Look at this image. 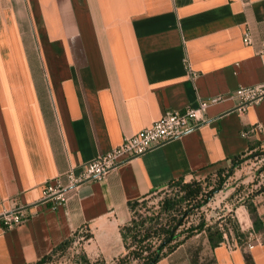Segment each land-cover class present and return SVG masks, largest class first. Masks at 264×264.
<instances>
[{
	"label": "crops",
	"instance_id": "crops-1",
	"mask_svg": "<svg viewBox=\"0 0 264 264\" xmlns=\"http://www.w3.org/2000/svg\"><path fill=\"white\" fill-rule=\"evenodd\" d=\"M263 40L264 0H0V216L31 212L11 228L0 220V264H30L82 232L89 259L112 261L125 252L129 200L264 143V97L244 112L226 98L205 122L81 184L65 203L41 202L48 180L164 112L264 82ZM253 204L258 230L244 205L229 214L251 248L235 236L212 245L201 231L155 264H264V191Z\"/></svg>",
	"mask_w": 264,
	"mask_h": 264
},
{
	"label": "trees",
	"instance_id": "trees-1",
	"mask_svg": "<svg viewBox=\"0 0 264 264\" xmlns=\"http://www.w3.org/2000/svg\"><path fill=\"white\" fill-rule=\"evenodd\" d=\"M264 143L250 145L248 150L229 159L228 169L219 168L217 170L218 179L216 186L210 189L205 188L199 178L185 180L183 177L170 179L166 185L168 189L175 191L172 197L164 196L158 201L157 208L148 206V196L128 201V208L131 213L130 220L119 228L125 252L112 260V264H155L163 256L177 248L186 239L194 234L205 231L211 244L217 245L223 239V232L233 233L237 241L246 242L245 233L235 225V221L229 216H225L223 222L220 220L208 219L200 210L209 196L218 190L225 180L226 173H232L233 169L254 154H261ZM264 170V166L262 168ZM166 191L160 189L158 193ZM264 191V183L252 194L246 195L241 199L251 218L253 228L259 229V220L255 206L252 202L254 195ZM144 207L146 212H141ZM197 215V218H193ZM85 237H88L86 235ZM73 240V236L65 239L55 246L48 254L30 264H45L51 257L59 251L65 250ZM88 257L83 252L82 260L88 263Z\"/></svg>",
	"mask_w": 264,
	"mask_h": 264
},
{
	"label": "built area",
	"instance_id": "built-area-1",
	"mask_svg": "<svg viewBox=\"0 0 264 264\" xmlns=\"http://www.w3.org/2000/svg\"><path fill=\"white\" fill-rule=\"evenodd\" d=\"M242 40L248 45L253 43L248 31L243 33ZM258 53L264 54V40L259 44ZM184 62L190 77L195 78L197 73L191 69L186 59ZM232 97L237 100L235 110L244 112L249 105L262 100L264 97V82L239 86L229 94H218L208 99H199L196 106H187L183 110L164 112L158 120L149 126L130 136H125L117 146L78 166H71L48 180L41 190V202L51 203L52 208L65 203L70 193L75 191L81 184L104 179L120 162L139 156L154 146L163 144L190 131L206 121V110L210 105ZM246 134L247 132H242L243 136H246ZM30 214L28 208L19 206L3 212L0 220L5 228H11L24 222ZM247 241L245 246L251 248L252 237L249 236Z\"/></svg>",
	"mask_w": 264,
	"mask_h": 264
},
{
	"label": "rangeland",
	"instance_id": "rangeland-1",
	"mask_svg": "<svg viewBox=\"0 0 264 264\" xmlns=\"http://www.w3.org/2000/svg\"><path fill=\"white\" fill-rule=\"evenodd\" d=\"M261 150L263 153L254 154L251 157H248L242 161L238 167L233 169L232 173L228 174L227 172H224V182L219 186L217 191L209 196L207 203L200 209L208 219L220 220L224 218L223 216H227L231 213L233 214L235 207L241 203V199L246 195L254 193L262 185V183H264V170L262 169L264 166V145ZM230 164L231 163L228 162L224 167L220 168L228 169ZM218 169L219 167H212L205 170L199 176V179L205 181L203 183L205 188L210 189L218 184ZM164 190L166 191L158 193V190L150 194L148 196V206H154V208H157L158 201L162 197L166 195L172 197L175 194V191L168 189L167 187H164ZM140 211L146 212L147 209L142 207ZM193 218H197V215H194ZM242 232L246 235L245 230ZM229 233L231 237H234L231 230ZM85 234V232L74 234L72 243L65 250L56 252L45 264H112V261L105 262L100 259L93 260L91 258H87L88 263H85V261L82 260V244L85 239ZM223 236L227 237L226 231L223 232ZM248 236L249 235L247 234L245 237ZM132 263L135 264L134 261Z\"/></svg>",
	"mask_w": 264,
	"mask_h": 264
}]
</instances>
